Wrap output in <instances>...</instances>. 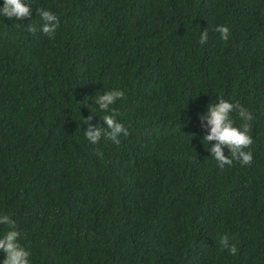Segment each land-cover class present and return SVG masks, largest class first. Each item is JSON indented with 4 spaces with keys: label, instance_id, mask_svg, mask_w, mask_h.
<instances>
[{
    "label": "trees",
    "instance_id": "1",
    "mask_svg": "<svg viewBox=\"0 0 264 264\" xmlns=\"http://www.w3.org/2000/svg\"><path fill=\"white\" fill-rule=\"evenodd\" d=\"M24 2L30 19L0 16V216L30 264H264V0ZM219 99L254 117L249 167L220 169L202 141ZM105 115L129 133L119 145L84 135Z\"/></svg>",
    "mask_w": 264,
    "mask_h": 264
},
{
    "label": "clouds",
    "instance_id": "2",
    "mask_svg": "<svg viewBox=\"0 0 264 264\" xmlns=\"http://www.w3.org/2000/svg\"><path fill=\"white\" fill-rule=\"evenodd\" d=\"M37 12L43 22L40 31L47 37L54 39L55 33L60 26L59 17L51 11L42 8L38 9ZM0 16L9 20H27L32 16V9L24 0H4L3 7L0 8ZM26 30L35 34L38 29L32 23H29ZM214 31L220 34L222 40H228L229 29L226 26H217ZM207 40L208 31L205 28L200 35L199 43L203 45ZM123 98L124 92L114 89L106 91L102 95L94 96L93 103L98 106L100 111L108 112L117 100ZM232 113H236L239 119L243 121L240 127L234 126V121L231 118ZM253 118L252 113L242 106L239 101L230 103L223 99H219L218 103H212L211 106L208 105L207 111L200 116L201 125L208 133L203 137L202 141L212 145L209 147L208 152L220 169L225 166H232L234 161L238 162L241 167L251 166L253 161V153L251 151L253 138L250 135V122ZM91 119L92 116H89L88 121ZM102 121L107 126L106 128L89 126L88 130L84 132L86 139L91 144H98L103 137L119 145L121 143L120 138L129 135L125 126L117 122L113 115H105ZM224 148L230 151V156H225ZM96 155L102 156V153L97 151ZM0 225H6L10 229L3 237H0V250L6 255L3 264H30V252L18 242L20 233L15 230L16 225L12 218L8 215L0 216ZM220 244L225 249H229L230 254L235 255L237 253L236 246L234 244L230 245L227 236L221 237Z\"/></svg>",
    "mask_w": 264,
    "mask_h": 264
}]
</instances>
